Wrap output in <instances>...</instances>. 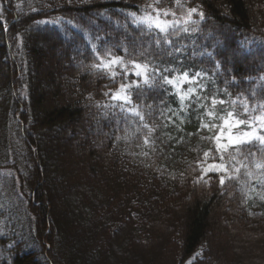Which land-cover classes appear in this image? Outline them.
Segmentation results:
<instances>
[{
	"label": "trees",
	"instance_id": "16d2710c",
	"mask_svg": "<svg viewBox=\"0 0 264 264\" xmlns=\"http://www.w3.org/2000/svg\"><path fill=\"white\" fill-rule=\"evenodd\" d=\"M259 137L264 0H0V264H264Z\"/></svg>",
	"mask_w": 264,
	"mask_h": 264
},
{
	"label": "snow or ice",
	"instance_id": "6c2138e0",
	"mask_svg": "<svg viewBox=\"0 0 264 264\" xmlns=\"http://www.w3.org/2000/svg\"><path fill=\"white\" fill-rule=\"evenodd\" d=\"M192 12L196 11L195 9H192L191 10ZM165 15H168L167 12L164 13ZM133 17H135V13L132 14ZM200 15H203L202 13H200ZM134 22H139V23H143V24H146L149 28H152L153 25L159 29L160 32L162 33H166L167 32V28H168V23L164 22V21H161L159 20L158 18H156L155 20L153 18H151L150 16H145V17H135V20ZM43 23V22H41ZM186 30V29H185ZM166 39V38H165ZM167 42V40H166ZM157 43H159V41H157ZM118 62H121L119 58H115L111 61L108 62V64L104 63V61L101 59V65H103V67L107 68L109 64H115V63H118ZM134 63V62H132ZM101 65H94V67H100ZM134 67L136 69H138V71L135 72V75L137 77H142L143 78V81L144 83L147 85L150 83L149 81V78L146 74V69H147V65H140V64H134ZM113 76L116 75L115 72L112 73ZM183 79L184 80H187L188 79V75L187 73L184 74L183 76ZM165 81L169 84H172L174 83V81L172 80H168L167 78H165ZM126 87H130V85H121L120 86V91L115 95L114 98L116 99H120V100H123L124 102H130L128 96L126 95H121V93H124L125 91V88ZM137 87H139V85H137ZM191 91V90H190ZM184 97L181 96V99H183ZM216 101L213 100V104H215ZM220 103H223V101H220ZM138 114V113H137ZM209 116L213 115L211 112L208 113ZM229 117L232 116V113H228ZM142 118V117H141ZM223 119V118H222ZM245 123L244 121H235L233 125L231 126H239L240 124H243ZM224 126L225 127H229V134L227 135V140L229 142V144H232V143H242L244 142L242 137H240L239 135L237 137H233L231 135V132H230V126H229V121L228 120H224ZM204 127H209L208 125H204ZM212 127H216L215 125H213ZM224 131H223V128H221V131L220 133L216 136V141H217V145H218V148H223V149H226L228 145L226 144H222L220 143V140H221V137L224 136ZM254 135V133H244L243 136H252ZM258 139H260L262 142H264V137H259ZM205 155H208L207 153H205ZM213 168L215 170H221L223 168L222 165H217V166H213ZM221 183H223V180H221Z\"/></svg>",
	"mask_w": 264,
	"mask_h": 264
},
{
	"label": "rangeland",
	"instance_id": "374dc122",
	"mask_svg": "<svg viewBox=\"0 0 264 264\" xmlns=\"http://www.w3.org/2000/svg\"><path fill=\"white\" fill-rule=\"evenodd\" d=\"M41 48H42V50L44 51V53H46L47 55H48V53H49V48L48 47H45V46H43V45H41ZM61 58V57H60ZM49 62V60H48V58L47 59H45V65L46 66H48V63ZM53 67L54 68H56V65H55V63H53ZM42 89L43 90H46V86H44L43 85V87H42ZM53 89V87H50L49 88V90H52ZM100 133V131L98 130V131H91V130H88V135H92V136H94L95 138L96 137H99V134ZM229 134V133H228ZM227 134V135H228ZM227 135H225L224 137V139L226 140L227 139ZM82 138H83V136L82 135H76L74 138H73V141L71 142V146H72V149H73V151H74V153L75 154H79V148H78V146L80 145V143H81V140H82ZM95 143H94V145L95 146H98V144L96 143V141H94ZM229 143V142H228ZM234 144H238V143H232L231 145H234ZM228 237V239H229V237L230 236H227Z\"/></svg>",
	"mask_w": 264,
	"mask_h": 264
}]
</instances>
